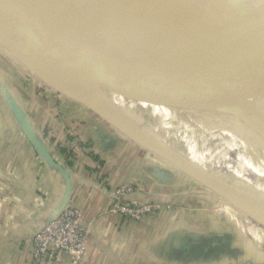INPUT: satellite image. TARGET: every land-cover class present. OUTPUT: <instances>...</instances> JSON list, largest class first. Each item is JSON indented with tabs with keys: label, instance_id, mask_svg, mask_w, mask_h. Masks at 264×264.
I'll return each instance as SVG.
<instances>
[{
	"label": "crops",
	"instance_id": "obj_1",
	"mask_svg": "<svg viewBox=\"0 0 264 264\" xmlns=\"http://www.w3.org/2000/svg\"><path fill=\"white\" fill-rule=\"evenodd\" d=\"M0 56L13 63L9 67L0 61V82L19 100L21 93L9 85L13 72L7 71L19 65L1 47ZM208 83L218 105L207 110L178 111L164 102L161 107L145 104L148 108L141 113L115 107L155 137L158 124L168 125L169 119L203 122L210 133L202 134L215 141L221 154L241 164L246 178L239 179L223 168H218L217 175L207 169L217 164L209 163L193 146L178 150L162 136L157 138L205 171L264 201V145L256 142L254 134L246 137L238 129L251 130L249 113L262 114L264 98L247 104L218 85L216 77L209 76ZM94 94L112 102L109 93ZM47 95L53 93L47 89ZM20 103L33 118L54 167L32 149L0 94V143L9 144L6 156V147L0 144V264H55L33 261L31 237L46 220L58 215L69 191L72 205L81 209L89 223L87 251L80 264H264V226L136 144L82 103L67 99L64 103L70 112L58 119L53 108L56 102H51L47 135L45 129L37 128L34 121L38 119L27 104ZM213 110L220 113L211 116ZM143 112L155 119V125L145 123ZM214 128L219 133H212ZM5 158H10V165H4ZM129 184L139 187L136 197L140 200L166 207L150 222L107 214L110 193Z\"/></svg>",
	"mask_w": 264,
	"mask_h": 264
},
{
	"label": "water",
	"instance_id": "obj_2",
	"mask_svg": "<svg viewBox=\"0 0 264 264\" xmlns=\"http://www.w3.org/2000/svg\"><path fill=\"white\" fill-rule=\"evenodd\" d=\"M48 1L61 11H74L71 0ZM68 12L0 0V47L31 80L53 94L82 103L136 144L264 226V207L256 202L262 201L260 197L205 171L94 94L103 91L136 103L161 107L164 102L178 111H202L218 105L208 83L209 76H214L232 96L247 104L259 103L264 98V0H163L156 15L126 14L114 21ZM10 92L0 82L10 115L40 159L53 166L31 118ZM183 93L189 96L182 98ZM259 111L263 113H249L251 130L240 133L254 134L255 140L259 137L264 143V110ZM69 193L57 216L71 204ZM114 198L111 192L110 199ZM56 217L46 220L39 231Z\"/></svg>",
	"mask_w": 264,
	"mask_h": 264
},
{
	"label": "rangeland",
	"instance_id": "obj_3",
	"mask_svg": "<svg viewBox=\"0 0 264 264\" xmlns=\"http://www.w3.org/2000/svg\"><path fill=\"white\" fill-rule=\"evenodd\" d=\"M0 61L3 64H7L9 67L13 65V63L10 60H8L7 58L3 59L1 56H0ZM9 67L7 69L8 73L10 70L13 72L11 74L12 75L11 77L8 76L10 83H11V81H13V83L9 84L10 87L13 85L14 89L16 91L18 90L21 93L19 96L20 102H22L23 104L26 103L28 106L27 108L32 110V113L35 116V118L38 119L37 120L38 122H36L34 120H32V121H34V123L37 125V128H39L42 132H43V129H45L44 133L47 135V113L49 112L48 105L51 102L54 103V101H55L56 104L53 106V108L54 109L56 108V113H57L56 118L63 119L65 117V114L68 116L67 112H70L69 109L67 110V108H66L69 106L64 103L67 99H65V97L60 96L59 94H53L52 96L47 95V88L44 87L43 85H41L40 83H36L35 81L31 80L28 75L21 73V71L18 70L20 66L19 67L16 66L17 69H15L14 67H11L14 70H12L11 68L9 69ZM217 72H218V69L215 70V73H217ZM18 95L19 94H17V96ZM108 97L112 99L111 103L114 106H116L119 109H123L125 111L130 110V111L140 112L141 109L146 110L148 108V106H146L144 103H139V104L136 103L135 104V103L130 102V101H125V99L121 98L120 96H116L114 94L109 93ZM113 97H114V99H113ZM254 104H257V103H254ZM143 113L142 114L144 116L142 114H137V116L142 115L144 117L146 124L149 123L151 125H155L154 124V123H156L155 119L151 118V116H148L149 114H146L147 112H143ZM219 113H220L219 110H213V113L211 116L217 115ZM259 114H261V113H259ZM29 117H30V115H29ZM30 118L33 119L32 117H30ZM53 119H55V118L53 117ZM202 123L203 122H200V121H197V122L192 121L191 123L188 124L184 120L180 121V120H172V119L170 120L169 119L168 125L158 124L157 137L162 136L167 143H169L171 146H176L178 150L186 149V147L188 148V147L193 146L194 150H196L200 155H203V157L210 159L209 163L217 164V165H214L216 167L215 169H214V167L207 168L211 172H213L217 175L219 174L217 172L218 168H223L224 171L229 170V171H232L233 173H236L235 175L239 179L246 178V175L243 174V172H242V169H243L242 165L241 164L238 165L237 163L233 162V159L231 157L224 156V154H221L222 152L219 151L217 144H215V141L212 138H209L207 140V137L202 134L204 131H207L204 127V124H202ZM156 127H157V125H156ZM162 128H164V129H162ZM238 129H241L242 131H244V129L242 127H238ZM207 132H209V131H207ZM212 133H219V132L214 128ZM155 135L156 134H154V136ZM258 138L256 139V142L262 146L264 143L261 140H259ZM0 144L4 145L6 147L4 150L5 156H6V154H7L6 152H8V150H9V147H7V145L9 146V144L8 143H4V144L0 143ZM18 145L21 147L22 142H18ZM75 148H78V147L75 145ZM10 161H11L10 158H5L4 159V165L5 166L10 165ZM8 162H9V164H8ZM124 185H119V187H116L113 190L114 191L118 190L120 187H122V186L124 187ZM126 186L131 187L132 185L129 184ZM138 188L134 187V189H136V190ZM137 192H138V190L137 191L134 190L133 193L130 195L129 199H137L139 201H142L138 197H136ZM122 199H123V201H125L124 198H122ZM256 202L258 204H261L264 207V205H263L264 202H262V201H256ZM164 207H166V205H164ZM107 214H108V209H107ZM154 217L155 216L146 217L142 221H144V222L149 221L150 222V220ZM83 221H84V219H83ZM84 223H85V226L89 229V223H87L86 221H84ZM87 246H88V240H87ZM86 251H87V248H86ZM85 255H86V252H85ZM85 255H84V257H85Z\"/></svg>",
	"mask_w": 264,
	"mask_h": 264
},
{
	"label": "built area",
	"instance_id": "obj_4",
	"mask_svg": "<svg viewBox=\"0 0 264 264\" xmlns=\"http://www.w3.org/2000/svg\"><path fill=\"white\" fill-rule=\"evenodd\" d=\"M133 186V187H132ZM122 186L113 191L114 199L108 206V214L140 222L156 216L164 208L155 202L129 199L135 185ZM125 201H123V199ZM88 240V228L81 209L69 204L53 221L47 223L32 238V257L36 263L80 264L83 261Z\"/></svg>",
	"mask_w": 264,
	"mask_h": 264
},
{
	"label": "bare ground",
	"instance_id": "obj_5",
	"mask_svg": "<svg viewBox=\"0 0 264 264\" xmlns=\"http://www.w3.org/2000/svg\"><path fill=\"white\" fill-rule=\"evenodd\" d=\"M12 1L50 11L68 12L61 11L57 4L53 2L50 3L48 0ZM162 1L163 0H71L69 6L74 11L68 13L82 15L96 21H114L124 17L126 14H134L138 17H148L158 13ZM68 9L71 10L70 8ZM151 11L155 12L153 14L141 15ZM228 107H230V105ZM248 123L250 125V121Z\"/></svg>",
	"mask_w": 264,
	"mask_h": 264
},
{
	"label": "trees",
	"instance_id": "obj_6",
	"mask_svg": "<svg viewBox=\"0 0 264 264\" xmlns=\"http://www.w3.org/2000/svg\"><path fill=\"white\" fill-rule=\"evenodd\" d=\"M149 202V201H148Z\"/></svg>",
	"mask_w": 264,
	"mask_h": 264
}]
</instances>
